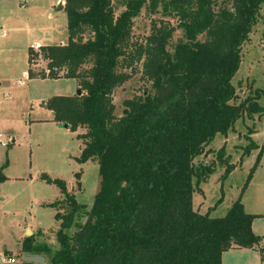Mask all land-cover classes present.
Instances as JSON below:
<instances>
[{"label":"trees","instance_id":"obj_1","mask_svg":"<svg viewBox=\"0 0 264 264\" xmlns=\"http://www.w3.org/2000/svg\"><path fill=\"white\" fill-rule=\"evenodd\" d=\"M160 1L178 26L152 22L149 35L134 40V20L143 10L155 12ZM63 3L67 43L30 48L27 78L77 81L83 94L56 96L43 107L70 132L84 130L76 137L82 148L75 162L97 164L100 188L88 208L76 202L64 181L42 174L41 180L62 194L48 205L59 224L58 249L33 246L28 237L22 253L44 257L47 264H222V253L229 250L264 255V237L252 232L255 217L244 211L243 190L219 219L199 214L191 202L214 171L212 164L195 160L211 153L217 135L226 138L237 120L264 113L259 92L236 104L232 85L264 0ZM115 6L123 9L118 15ZM179 28L184 41L171 50ZM38 58L46 67L34 74L31 63ZM137 72L148 87L123 103L118 118L113 92ZM252 133L248 129L244 156L258 148ZM229 159L223 147L215 153L223 180L234 169ZM80 176L77 172L75 180ZM5 179L0 172V184Z\"/></svg>","mask_w":264,"mask_h":264},{"label":"rangeland","instance_id":"obj_2","mask_svg":"<svg viewBox=\"0 0 264 264\" xmlns=\"http://www.w3.org/2000/svg\"><path fill=\"white\" fill-rule=\"evenodd\" d=\"M60 2L3 0L0 4V31L5 30V35L0 38V172L12 178L30 176L33 179L46 174L50 178L60 179L74 194L76 202L90 208L100 188L98 166L96 163L80 165L75 162L73 158L80 155L76 131L72 133L56 129L49 123L52 117L43 107V102L56 96L74 97L79 90L77 81L24 77V72H28L29 68L28 50L34 48L35 43L41 46L67 43L66 15L58 9ZM162 3H158L155 12L143 10L141 16L134 20V40L140 41L148 36L152 22H168L174 27L178 26L177 17L168 15ZM114 9L115 15L123 11L116 6ZM199 40L203 41L204 36H200ZM179 41H184V32L180 28L169 42L170 49L173 50ZM240 59V68L232 81L237 95L235 103L252 98L255 92H259L258 104L264 108V4L259 10L256 25L242 46ZM31 65L34 74L46 67L40 58ZM146 87L148 85L140 80V73L137 72L126 84L116 89L112 95L114 115L120 118L124 110L123 103L140 96ZM248 129L253 131L249 136L250 141L258 148L244 156L249 146V140L245 138ZM233 130L226 138L217 135L209 146L212 152L195 160V165L214 166V171L201 182L200 191L195 192L191 200L195 211L199 214L209 213L211 218L223 217L242 190L241 201L245 211L251 216L264 215V151L247 182L259 150L264 148V113L253 115L252 120H237ZM83 132L82 129L77 130V133ZM220 147L225 149L226 156L230 158L229 163L234 166L224 180V169L215 161V153ZM81 171L82 177L75 180V174ZM1 193L5 202H0V253L10 250L4 254L15 257L17 264H26L19 241L22 232L19 222L29 217H34L36 223L47 231L44 241L48 248L58 249L55 234L59 224L53 218L55 211L47 206L39 209L33 205L36 199L54 202L60 196L56 188L34 180L31 185L9 181L1 188ZM258 219L261 236H264V217ZM74 231L72 228L69 234Z\"/></svg>","mask_w":264,"mask_h":264},{"label":"crops","instance_id":"obj_3","mask_svg":"<svg viewBox=\"0 0 264 264\" xmlns=\"http://www.w3.org/2000/svg\"><path fill=\"white\" fill-rule=\"evenodd\" d=\"M2 2H3V0H0V4ZM60 4L64 5L63 0H61ZM60 11L63 12V9L60 10ZM65 28H66V24H65ZM2 31H3V35L2 36H4L5 35V30H2ZM66 31H67V28H66ZM65 44L66 43L60 42L57 45H65ZM39 46H41V45L38 42L33 45L34 49H37V47H39ZM24 77L26 79H28L27 78V72H24ZM50 116L52 117V114L51 113H50ZM49 123L51 125H53L56 129L57 128L63 129L62 127H60V124H58V123L56 124V123L53 122V117L51 118V120L49 121ZM80 134L81 133H77V131H76V137H77V135H80ZM78 142H79V151L78 152L80 154L81 153L80 150L82 148V145H81V141L78 140ZM77 157H79V155L76 156L73 159L75 160ZM85 164H87V163H85ZM85 164H80V165H85ZM82 174H83V172L81 171V177H82ZM4 178H6L5 181L0 184V202H2V203L5 202V198L3 196H1V194H2L1 193V188L5 184H7L9 181H14L15 183L18 182V184H23L24 183L26 185H31L33 183V180H34V182L40 181V183L42 182V183L46 184L43 180H41V176H39V175L35 176L32 179V178H30V176L23 177V178H12V177L8 176V174H6L4 176ZM50 179L51 180H54L55 178H50ZM52 187H54V186H52ZM56 190H58V189L56 188ZM58 191L60 192V190H58ZM68 191L71 192L70 190H68ZM71 194H73V193H71ZM61 199H62V194L60 193V196L58 198L56 197V200L54 202H45L44 200L38 201L36 199V202H34L33 205H35L36 207H38L40 209V208L46 207V206L49 207L48 205H50L52 203H55V202H58ZM243 208H244V211H245L244 204H243ZM245 213L251 215L247 211H245ZM252 216L255 217V220L252 223V232H253L254 235L261 236L262 234H261V232L259 230V224L257 223V220H259L258 218H260V217H264V215L255 214V215H252ZM53 218H54V216H53ZM20 223H21V226H22L21 236L19 237V241H20V243H22L21 244V248H22L24 239L25 238H28L25 235L26 233H24L25 231L27 232V230H29V232L31 234L29 237L31 238V242H32L33 246H39L38 244H41V246H43V245H46L47 246V242L44 241L45 234L47 233V231L43 227H41L40 224L36 223L34 217H29L28 219H25L24 218V220L23 219L20 220L19 224ZM32 224H34V225H32ZM34 226H35V228H34ZM18 227H19V229H21L20 228V225ZM261 237H264V236H261ZM263 248H264V243H263ZM0 250H2V247H1ZM7 252H11V251L10 250H5L2 253H7ZM21 252H22V250H21ZM22 255H23V258H25V256H33V255L28 254V253H22ZM39 257H41V256H39ZM41 258H44V257H41ZM44 260H45V258H44ZM221 261H222V264H264V255L260 254V252L258 250H256V251H251V250H246V249L229 250L227 252L222 253V259H221ZM45 264H47V261L46 260H45Z\"/></svg>","mask_w":264,"mask_h":264},{"label":"water","instance_id":"obj_4","mask_svg":"<svg viewBox=\"0 0 264 264\" xmlns=\"http://www.w3.org/2000/svg\"><path fill=\"white\" fill-rule=\"evenodd\" d=\"M59 10H62L63 9V5L62 4H59V7H58ZM81 95V91L78 90L77 93H76V96H79ZM60 127H62L63 129H68V125L67 124H61ZM26 237H29L31 234L29 232V230H27L26 232ZM24 260V263L26 264H44L45 263V260L44 258H41L39 256H25V258H23Z\"/></svg>","mask_w":264,"mask_h":264},{"label":"built area","instance_id":"obj_5","mask_svg":"<svg viewBox=\"0 0 264 264\" xmlns=\"http://www.w3.org/2000/svg\"><path fill=\"white\" fill-rule=\"evenodd\" d=\"M3 35V31H0V38ZM0 264H17L15 257H10L8 254L0 253Z\"/></svg>","mask_w":264,"mask_h":264}]
</instances>
